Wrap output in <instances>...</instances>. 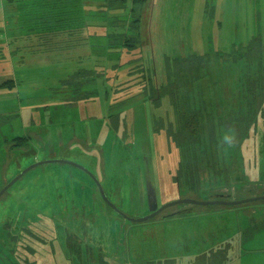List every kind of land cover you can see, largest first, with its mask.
Instances as JSON below:
<instances>
[{"label": "rangeland", "instance_id": "1", "mask_svg": "<svg viewBox=\"0 0 264 264\" xmlns=\"http://www.w3.org/2000/svg\"><path fill=\"white\" fill-rule=\"evenodd\" d=\"M48 2L16 0L10 17L8 11L0 17V179L10 170L0 187L45 155L82 153L100 166L107 198L133 219L182 199L264 196V0H147L137 15L139 48L126 50L120 36L109 37L135 19L119 1L82 0L84 18L72 3L78 23L69 27L86 25L90 35L83 41L81 32L73 34L77 47L69 50L61 45L69 27L53 23L48 15L60 8L45 7ZM254 39L258 45L249 46ZM138 52L140 63L120 70ZM204 55L209 62L197 75L183 63L173 65V59ZM137 64L143 65L145 87L138 79L119 83L137 78ZM10 80V87L3 84ZM148 81L163 95L159 105L147 98ZM174 96L192 109L206 107L213 118L219 156L225 153L223 159L211 154L219 174L202 169L185 175L184 154L167 143ZM237 116L243 122L236 123ZM18 137H27V145L16 148ZM41 172L42 166L28 171L0 197V242L21 253L22 264H264V200L235 207L176 205L144 223H127L89 192L78 217L83 235L48 217L42 221L54 227L39 235L48 236L47 245L53 238L65 246L64 252L55 243H35L29 251L23 244L13 247L17 231L4 226L15 217L32 220L52 210L66 216L63 205L50 208L43 198L15 201ZM82 243L88 244L86 256Z\"/></svg>", "mask_w": 264, "mask_h": 264}, {"label": "trees", "instance_id": "2", "mask_svg": "<svg viewBox=\"0 0 264 264\" xmlns=\"http://www.w3.org/2000/svg\"><path fill=\"white\" fill-rule=\"evenodd\" d=\"M117 1L120 2L121 8H123V9L125 8L128 11H130L129 14L131 15L132 18L134 17L135 19L130 20L129 25L131 27H128L127 25H123V27L127 26L128 29L126 31L125 30L121 31L122 33L120 35L119 34H113L109 37L111 38V41H117L118 39H116L115 36H120L118 38L121 39V48H123L124 50H126L127 48H131V49H135L136 47L139 48L138 47V44L140 45V36H139V32H138L139 17L137 15H138V11L140 10V7L142 5H144L147 0H117ZM122 1L125 2L124 5H123ZM116 32H117V30H116ZM130 32L131 33L133 32L134 36L130 35L129 34ZM117 33H119V32H117ZM66 37H67V34H66ZM70 43L71 42L69 41V39L63 40V43H61L62 48L63 49H67L68 47L71 48ZM253 44L258 45V40H256V39L251 40L249 46H251ZM107 49H115V48H110L108 43H107ZM128 51L132 52L134 50H128ZM134 54H136L134 57L137 60H127V61L123 62V67L119 66L120 70L126 69L125 66H127L128 64H130L132 62H139L140 63V53L139 54L134 53ZM208 58H209V56L204 55V56H200V57L188 56L184 59H179V60L173 59V65L176 64L177 62H179L181 64L183 63L184 66L188 67V71L196 72V75H197L199 72L203 71V67H205L208 64V62H209ZM200 61H202V66L199 65ZM169 65H170V63L166 62V66L168 67ZM192 66H193V69H192ZM132 70H133V72H135L137 74V78H135V77L131 78V76H130L128 78L126 77L125 80L122 79L118 82L121 84H128L130 82L133 83V81H135V79H138V82H135V83L137 85H139L138 87L144 88L146 81H145V74H144L143 65L137 64L135 67L132 68ZM3 84L6 85L7 87H10L11 85H13V81L10 80V81H7ZM148 85H150L149 81H148ZM128 87H130V86H128ZM174 87H175V85H174ZM176 87H178V85ZM149 88L150 89L146 93L147 98L149 99V101H153V103L155 101L157 102L158 101L157 99H160L163 96V95H158L160 89L157 90V89H155V87H153L151 85L149 86ZM164 88L166 89V86H164L163 89ZM191 90L192 89L187 91V93L190 92ZM126 92H127V94L132 93V91H130L129 89H126ZM164 95L167 96L168 94L165 93ZM157 104H158V102H157ZM170 104H171L170 106L173 109L174 123H173V125H171L172 127H170V130H169V128H167V143H168V145L175 148V150H177L179 157H181L180 155H182L180 153V151L184 154L185 165L183 166L184 167L183 170L186 172L185 175L197 174L199 172V170H202V169H206V170L209 169L211 172H214L216 167L212 166L214 156H211V154L214 152L215 157L219 158L220 157L219 156L220 151L217 149L218 148V144H217L218 136H216V132L214 130L215 129L214 120L210 116V113L205 109L206 107L201 108V109L194 107L192 109L190 107V103H187V101H185L184 103H178L176 96H174V101ZM182 105H183V107H182ZM237 117H239V118L237 119ZM237 117L235 120L236 123H238V120L239 121L241 120L240 116H237ZM15 139L19 141V142L15 141V147L16 148H19V147L21 148V147L27 145V143H26V141L28 140L27 137H18ZM223 157H225V153L222 154L220 158L223 159ZM220 170H221L220 167L217 165L218 173H220ZM187 179H188V177H187ZM30 187H33V184L30 185ZM124 187L127 188L128 186L124 185L122 188H124ZM127 190H128V188H127ZM21 194H19V193L16 194L17 197L14 198L15 201H18V196ZM226 198L227 197H216V199H214V200H227L228 201V199H226ZM81 209H82L81 214L83 215L84 209L83 208H81ZM176 214L180 215V212L173 213L171 216H176ZM31 217H33L32 220L29 217H27L26 219L24 218L23 220H22V218L20 219L19 217H15V219H14L15 221L13 220L11 223L7 222V224H5L4 230L14 229L17 231V234L15 236H13V238H11V240H10L13 247H15L17 244L20 246H21V244H23V245L28 246V247H26V249L28 248L27 250L29 251L32 249V247H30V246L35 245V243L38 246H46L48 244L46 242L48 239V236H45L46 239L44 240L43 236H41L39 234H43L46 230H49L52 232L53 227H54L53 223H52V225H53V227H52V226H50V224L47 221L42 222L44 220V218H46V217H48V220H52L53 222H55L57 224H63L61 226H64V227L67 226L71 230H74V231L77 230L80 232L82 230L81 224L79 225V222H76L73 225V223L71 221H69L66 216L61 217L58 213H55L54 210H52V212L50 214H47L46 216L39 214L40 218H35L34 215H32ZM55 217H57V218H55ZM127 223H130V222H127ZM89 225L92 226L90 223H89ZM80 232L78 234H76V233L73 234V236L80 235ZM82 233L83 232H81V234ZM16 239H18V240H16ZM52 240H53V238H52ZM52 240H50L51 246L53 245V243L56 242L55 240H53V241ZM25 241H26V243H24ZM55 244H57L58 250H60L61 252H64L63 248H65V246H62L61 244H58V243H55ZM73 244L77 245L76 243H73ZM50 245H47V246L50 247ZM67 247L71 251V252H69V254L72 257V255H74V253L72 251L73 247H71L70 245H68ZM85 247H88V244H86V243L80 244V249H81L80 254L82 253V254H84V256L87 255L86 251L83 250ZM8 249L9 248L7 246H3V244L0 242V264H22L21 261H18L17 259L20 255L21 256H23V255L21 253H19L18 251L15 252L14 249L11 252ZM76 249H78V247ZM51 251H52V249H51ZM14 257L16 259H14ZM23 259H24V256H23ZM23 263L24 264H35V263L29 262L28 260L26 262L23 261Z\"/></svg>", "mask_w": 264, "mask_h": 264}, {"label": "flooded vegetation", "instance_id": "3", "mask_svg": "<svg viewBox=\"0 0 264 264\" xmlns=\"http://www.w3.org/2000/svg\"><path fill=\"white\" fill-rule=\"evenodd\" d=\"M47 156L48 155H45L40 161L60 160L62 162L43 165L41 177L35 181L33 187L18 196L19 201H23V199H25L26 197L27 199H29L30 197L31 200L33 199L37 201L43 198L49 202L48 206H50V208L54 207L55 204L63 205V210L66 214V217L71 218L74 221L76 220V222H78V217L81 211L80 208H83L85 193L88 194L89 192H96V194H94L96 200H100L101 203L106 206V208H109V206L100 198V196V199L98 198V184L101 187L106 198L107 195L105 193L103 183L101 182V177L99 174V171L101 170L100 166L96 165L91 158L83 155L82 153L78 155H68L67 153H61L59 156L49 158ZM23 170H21L17 175L12 176L11 178H15ZM9 171L10 170L8 167L7 174ZM7 174L3 175L0 180L5 181L8 177ZM1 189L2 187H0V191ZM5 192L6 191H4L0 195V197ZM107 200L112 205H114L117 210L122 212V210L119 209L113 202V200H109L108 198ZM64 202H66L65 206ZM110 211V213L115 217L120 218V220L126 221L113 209H110ZM111 214L110 216L113 217ZM123 214L126 215L125 213Z\"/></svg>", "mask_w": 264, "mask_h": 264}, {"label": "water", "instance_id": "4", "mask_svg": "<svg viewBox=\"0 0 264 264\" xmlns=\"http://www.w3.org/2000/svg\"><path fill=\"white\" fill-rule=\"evenodd\" d=\"M62 161L60 160H46V161H39V162H35L32 165H30L29 167H27L26 169H24L18 176H16L15 178H13L7 185H5L1 191H0V195L8 190L14 183H16L24 174H26L28 171L32 170L35 167L38 166H43V165H48V164H55V163H61ZM98 186V190L99 193L101 195V199L109 206L110 209H113L116 213H118L124 220L130 222V223H144L146 221L151 220L152 218L156 217L157 215H159L162 211L166 210L169 207L172 206H176V205H198V206H224V207H235V206H240V205H245V204H250V203H254V202H259V201H263L264 200V196L261 197H256V198H250V199H245V200H240V201H227V200H212V201H196V200H192V199H182V200H178L175 202H171L168 203L166 205H163L161 207H159V209H156L155 211H153L152 213H150L149 215L142 217V218H138V219H133L130 218L126 215H124L122 212H120L119 210H117L114 205H112L107 198L105 197L101 187Z\"/></svg>", "mask_w": 264, "mask_h": 264}, {"label": "crops", "instance_id": "5", "mask_svg": "<svg viewBox=\"0 0 264 264\" xmlns=\"http://www.w3.org/2000/svg\"><path fill=\"white\" fill-rule=\"evenodd\" d=\"M19 1H23V2L24 1H28V2H33V3L34 2H41V1L45 2V0H19ZM46 1H50V2H48V4L45 5V7L60 8L58 11L55 10V12L54 11H50L51 15H48V17H54L55 18V19L52 20L53 23H65L66 25H68V27H69V24H73L75 22L78 23L77 20H74L75 14L73 13L74 9H73V6H72V3L74 4V2H73L74 0H46ZM81 1L82 0H78L77 3H75L74 5H77V7L79 8V12H81V18H84L87 11H86V9L83 8V4L84 3H82ZM15 2H16V0H0V17L1 18H5L4 14H5L6 11H8V17H10V10L11 9H15L14 8L15 7ZM53 2H57V3L56 4H49V3H53ZM58 4L61 5V6H57ZM65 7H66V10L63 11L62 8H65ZM20 15H21V17H25V16H27V13L26 12L20 13ZM241 17H244V14ZM81 23H83V22H81ZM85 26L81 24V27H80L81 30L77 29L75 31L69 27V32H67L66 39H69V41L71 39H75L73 37V34H77V33H80V32L82 34L81 39L83 41L85 40V38H89L90 34L88 33V30L86 29ZM70 35H72V37ZM82 43H83L82 45H84V42H82ZM70 44H71V48L73 46L77 47V45H75L74 43H70ZM67 50H69V49H67ZM213 173L219 174L218 171H217V166H216V169H215V171Z\"/></svg>", "mask_w": 264, "mask_h": 264}]
</instances>
